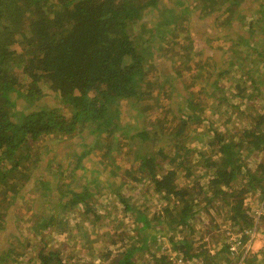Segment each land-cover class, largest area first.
Instances as JSON below:
<instances>
[{"label":"trees","instance_id":"obj_1","mask_svg":"<svg viewBox=\"0 0 264 264\" xmlns=\"http://www.w3.org/2000/svg\"><path fill=\"white\" fill-rule=\"evenodd\" d=\"M167 1L0 0V233L5 234L7 230L8 235L5 246L0 245V264H36L35 258L41 264H90L73 255L63 256L59 250L37 251L35 237L50 227L57 233L68 232L69 213L75 208L93 214L94 222L100 219V214L85 199L87 187L77 191L72 186L77 179L85 177L83 172L77 175V170L85 167L82 160L92 152L100 137L112 134L114 145L121 146L117 133L122 129L129 133L127 145L135 146L137 168L166 201L162 212L148 218L114 192L124 202L125 209L136 211L141 226L138 232L142 237L146 238L153 231L157 235L163 229L182 227L180 231L188 230L193 238L200 232L193 221L216 201L224 207L221 211L226 212L224 218L231 227L240 228L238 237L243 242L248 241L251 231L262 236L259 226L264 223V216L254 218L252 206L245 208V200L258 188L264 199V162L247 160L254 151L264 150V114L248 113L252 124L240 132L237 141L233 136L225 140L221 133L209 135L206 132L209 135L206 136L197 126L205 119L202 110L208 103L207 98L219 107L226 101L228 96L223 93L226 87L219 77H229L226 75L231 69L227 63L231 61L235 65L232 59L243 72L231 83L237 90L232 95L245 97L247 76L253 90L258 84L263 85L264 80L259 77L264 78V46L258 43L264 39L260 37L264 35V0H194L193 4L183 0L178 14H174V6L170 7ZM195 15L230 30V35L224 38L226 41L230 36L229 49L223 51L226 55L224 70L220 69L216 58L203 61V48L195 44L192 35L186 44L174 39L179 33L173 35V28H183L184 34H190L189 23H193ZM245 18L247 30L243 24ZM235 22L238 23L236 28ZM162 40L169 45L163 46ZM182 48L187 49L181 67L189 75L185 76L190 78L188 82L182 80L181 67L164 64L168 58L179 57ZM157 51L158 59L152 63ZM170 51L176 54L170 56ZM163 55L167 56L161 61ZM254 55L258 58L254 59ZM162 65L168 67L167 72H163ZM153 66L154 75L149 77L147 68ZM205 66L208 70L204 72ZM220 70L222 72H218ZM213 73L217 79L209 80ZM197 81L202 83L201 93L206 100H195V92L185 84ZM15 95L22 97L24 103L29 101V105L18 109ZM41 97L56 98L59 105L27 111L30 103ZM132 100L138 124L126 131L122 105ZM83 131L86 136L95 135V138L82 151ZM189 136L204 138L206 145L219 153L212 158V152L204 160L201 155L198 162L200 168L206 166L211 172L206 186L197 180L199 175L191 160L192 151L185 143ZM135 139L150 147L140 152L139 144L137 147L132 142ZM58 149L64 163L57 159ZM165 163L170 168L164 171ZM65 164L71 167L66 169L72 176L68 182L61 180L65 176ZM193 176L196 180L190 181ZM96 177L87 181L92 183ZM182 177L187 183L180 187L178 180ZM26 195L30 196L29 200L40 197L37 201L42 205L28 217L29 229L34 230L31 220L39 225L35 235L29 237L6 226L13 224L8 220L13 213L15 226L23 224L14 205L22 202ZM230 231L234 230L230 228ZM169 237L176 249L174 255L153 254L152 264H173L180 256L200 258L202 264H216L210 248L195 247L187 238ZM228 246L229 242L225 248L230 254ZM120 249L117 264H137L133 260V246ZM221 249L217 252L225 251Z\"/></svg>","mask_w":264,"mask_h":264},{"label":"rangeland","instance_id":"obj_2","mask_svg":"<svg viewBox=\"0 0 264 264\" xmlns=\"http://www.w3.org/2000/svg\"><path fill=\"white\" fill-rule=\"evenodd\" d=\"M193 1L194 0H190L188 3L193 4ZM168 3H170V7L174 6V14H178L181 10L180 7L183 5V0H168L166 4ZM157 16L158 12L156 13L155 17ZM197 18L198 16L195 15L193 23H189L191 26L189 35L187 33L184 34L186 31L183 28L180 30L173 28V35L179 33V36L174 37V39H181L182 44H186V41L189 42V36L192 35L195 38V44L200 48H203L201 53L203 61L216 58L220 69L224 70L225 64L223 61H225L224 58H226V55L223 51L224 49H229L230 36L226 41L224 38L230 35V30H227L228 27L223 26L222 24L219 26L218 22L210 20L207 21L205 17ZM246 21L247 18L243 20V24L247 30ZM233 26L236 28L238 23L235 22ZM234 27L233 29H235ZM263 36L264 35H261L260 37L263 39ZM171 40H173V37H171ZM263 42H259L258 45L263 44L264 46ZM162 43L163 46L169 45V42L166 43L165 40H162L161 44ZM221 46H223L222 49ZM176 51H170L168 55L173 56L176 54ZM186 51L187 49L182 48L180 53H178L180 55L179 57L168 58L166 59L167 61L165 60L164 64H168L171 67V65L174 63V66H178V68H180L182 65V56L185 55ZM158 53V51L154 52V56L152 57L151 61L152 63L158 59ZM165 54H167V52ZM166 56L167 55H163L161 57L162 59L160 58L161 61H164ZM253 58L255 59L258 57L257 55H254ZM232 62L233 64L235 63V65H232L231 61L227 63L228 67L231 69L230 74L226 75L229 77H224L223 79L219 77V80L226 87V90L223 92L226 96H228L227 99H225L226 101H224L223 105L219 107V105L216 102L214 103L210 97L209 100L207 98L208 103H206L205 110H202V114L205 119L200 125L197 126V130L201 129L200 131H204L205 133L207 132L209 135H217L218 133H221L223 136H225V140H229L233 136L235 141H237L240 132L245 128H250V125L252 124L250 123L251 120L247 114L251 113L252 116L264 114V83L263 85L258 84L256 89L253 90L254 87L251 83L252 81L248 76V80L244 77L246 81H248V83H246V91L244 92L245 97L241 98L232 95L233 92H237V90L235 87H233L234 85H231V83L234 81V77L238 75L240 76V74L243 73L237 64V61L235 60L234 62L232 59ZM251 66L253 65H250V67ZM253 67L257 68L256 66ZM154 69L155 66H153L151 69L147 68L149 77H153L154 74L151 70ZM162 69H164L163 72H167L168 67L162 65ZM203 69L204 72L208 70L206 66L203 67L202 70ZM179 70L182 74V80L188 82L190 78H185V76L189 75H187L186 72L182 70V67ZM218 72H222V70ZM202 75L205 76L204 73H202ZM213 77L214 79H217L216 73L210 75L209 80H211ZM255 77H257V74H255ZM259 78L264 80L262 77ZM191 83V85L188 83L185 84H187V88L189 87L195 92V100H197V98L198 100H206L205 95L201 93L202 83H200V81ZM242 86L245 87L243 84ZM233 100L234 103H232ZM132 102L122 105V120L124 121L123 127L126 131H128L130 127L132 128L134 124H138V122H136L137 118L134 117V115L137 114L136 105L134 104L133 100ZM25 104L29 105V101H25L24 103L22 97H16V105L18 109L23 108ZM49 105L58 106L59 102L56 98L53 99V97H41L36 102H33L32 104L30 103L27 111L32 108L39 109L43 106L48 107ZM220 109L221 111H219ZM129 110L134 113L130 112ZM151 113L152 117L154 118L155 110L152 109ZM242 114L245 116H242ZM126 121H129V123ZM207 133L206 136H209ZM117 134V139L119 140L118 144L121 145L117 147L114 145L112 134L111 136L103 134L100 137V140L94 146L92 152L86 157L85 160H82L85 167L77 170V175H80L83 172L85 177H82L80 180L77 179V182H75L72 186L77 191L82 190L84 186L85 188H88L85 189V194H87L85 199L88 205L90 207H94L96 212L100 214V219L95 220L94 222L93 214H86L85 212L79 211L81 209L75 208L69 213L68 232L57 233L50 227L48 230H43L42 234H38V236L35 237L38 240L36 243H34L37 251H40V249H44L45 251L54 249L59 250L63 256L73 255L74 258L77 260H82L85 263L117 264V260L121 257L120 247L122 248L124 246L126 247L127 245H131L135 248L133 260L137 264H152L153 254L174 255L176 249L173 243L170 242L169 236L171 235V237L175 240H182L186 238L190 239L192 242L191 244H193L195 247L200 246L201 249L210 248L211 253L215 254L216 264H239V262H246L247 264H264V248H262L260 245L256 250L253 248L252 251L251 249V243L256 239L255 237L251 241H247L248 243L242 241L240 247L238 248L240 254L232 256L228 253L225 246L226 244L228 245L232 235L239 236L238 231L240 228H233L231 227L230 222L226 221L224 218L226 212L221 211L224 209V207L220 205L219 201H216L208 211H203V214L193 221L194 227L200 230L198 234H194L193 238V235L188 232V230L180 231L182 227L171 230L163 229L160 232L158 231L157 235H155V232L153 231L149 235H146V238H144V236L142 237L138 232L141 226L138 224L136 211L133 209H125L124 202L119 198V196L116 195V193L121 194L127 200L128 204L137 207V209L143 212L148 218H152L155 213L162 212V207L166 201L162 198L161 194L155 190L153 183L150 182L148 178L143 176L144 172L137 168L138 162L134 158L135 146L131 148L129 145H127L129 141L127 135H129V133L124 132L122 129ZM81 135L85 138L82 140L84 145L81 146V150L83 151L88 147V144L94 140L95 135L86 136V131H83ZM132 142H134L137 147L139 144L141 149L140 152H145L150 147V144L145 145L136 139ZM185 143L192 151L191 160L195 168L197 167L195 171L199 175L197 180H200L201 183L206 186L211 172L208 171L206 166H202L200 168L198 166V162L201 160V155H203L202 159L204 160L205 158L210 157V153L212 152L214 153L212 158H216L219 153L207 146L206 140L204 138L199 139V137L192 138L189 136L186 137ZM57 148L58 147H56V149ZM60 151L61 149L57 150V159H60L61 162L64 163L65 159L62 156V152ZM82 151H80V153ZM247 160L253 163L259 161L264 162V150L254 151L248 156ZM64 166V171H66V169L70 170L71 168L68 164H65ZM164 168L165 171L170 167L167 163H165ZM67 172L68 171L65 172V176L61 179L65 180L66 182L70 181L72 178V176ZM94 175H97V177L92 183H89L87 179L94 177ZM132 176H137L140 178V180H135ZM193 180H196L194 176L190 178V181ZM178 181L180 187L185 186L187 183L183 177ZM260 192L261 190L258 188L255 194L247 197L245 200V208L248 205L252 206L251 209L255 214L254 218L264 216V199L260 197ZM39 198H31V201L29 200L30 196L26 195L23 201L20 202L21 204L16 203L14 205V210L20 213L19 218H23L24 222L22 225L17 223V227L19 226L21 228L17 229L14 224L16 217L14 213L10 214V216H8V220L13 224L11 226L7 224V228L10 227V229H14V232L17 234L22 232L26 237H29L34 232H36L38 230L36 229V226L38 227L39 225L34 220L29 221L30 223L35 224L34 230L29 229V226L26 223L28 222V217L36 213V209L42 207L40 201H37ZM10 218H12V220H10ZM2 221H5V219ZM230 228H232L234 231L231 232ZM6 232L7 230H5V234L0 233V245L3 247L6 244V237H8ZM33 235H35V233ZM224 235H229V238H224ZM47 238L48 240H46ZM200 238H205L206 240H201ZM10 239H12V237H10ZM12 241H15V239ZM88 244L89 246L87 247ZM217 244H219V247H217ZM213 245H216L217 249H214L216 247L212 248ZM220 248H223L221 250L225 249V251L218 253L217 250ZM246 248L248 251L245 255H243V253L246 251ZM27 250L29 251V249ZM258 254H260V257L257 256ZM245 257L246 261H244ZM186 258L188 260L187 264H202V259L200 258ZM35 262L36 264H41L38 258H35Z\"/></svg>","mask_w":264,"mask_h":264},{"label":"built area","instance_id":"obj_3","mask_svg":"<svg viewBox=\"0 0 264 264\" xmlns=\"http://www.w3.org/2000/svg\"><path fill=\"white\" fill-rule=\"evenodd\" d=\"M259 231L260 233L262 234V246L264 248V223L260 224L259 226ZM248 233V232H247ZM249 234V233H248ZM256 236V233L254 231H251L250 233V237H254ZM242 243V240L238 237V236H233L232 235V238H230L229 240V246H228V250L230 252L231 255H237V254H240L239 251H238V248L240 247ZM248 243V242H247ZM246 243V244H247ZM247 248H246V251L243 253V255H245L247 253ZM188 263V260L187 258H185L184 256H180L179 258H177L173 264H187ZM239 264H246L244 262H239Z\"/></svg>","mask_w":264,"mask_h":264},{"label":"crops","instance_id":"obj_4","mask_svg":"<svg viewBox=\"0 0 264 264\" xmlns=\"http://www.w3.org/2000/svg\"><path fill=\"white\" fill-rule=\"evenodd\" d=\"M254 237H255L256 239L253 240L252 243H251V249H252V251H253V248H254V250H256L257 247L260 246V245H261V247L263 248L261 237H260V236H254ZM252 245H253V246H252ZM257 256L260 257V254H258Z\"/></svg>","mask_w":264,"mask_h":264},{"label":"clouds","instance_id":"obj_5","mask_svg":"<svg viewBox=\"0 0 264 264\" xmlns=\"http://www.w3.org/2000/svg\"><path fill=\"white\" fill-rule=\"evenodd\" d=\"M253 238L252 237H249L248 241H251ZM261 239H262V237H261ZM232 256H235V255H232Z\"/></svg>","mask_w":264,"mask_h":264}]
</instances>
